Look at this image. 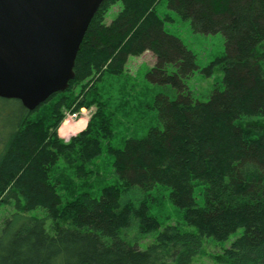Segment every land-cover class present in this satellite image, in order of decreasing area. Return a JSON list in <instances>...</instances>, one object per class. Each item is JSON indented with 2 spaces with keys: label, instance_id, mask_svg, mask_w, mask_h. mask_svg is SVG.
<instances>
[{
  "label": "trees",
  "instance_id": "trees-1",
  "mask_svg": "<svg viewBox=\"0 0 264 264\" xmlns=\"http://www.w3.org/2000/svg\"><path fill=\"white\" fill-rule=\"evenodd\" d=\"M160 1L105 0L69 88L37 110L0 98L8 123L0 131V205L15 207L0 233V264H193L205 240L224 244L232 236L216 262L264 264V0H165L195 33L225 38V54L204 72L221 67L222 86L206 102L191 95L196 56L166 31ZM116 3L121 11L106 24ZM145 52L156 59L147 78L176 98L157 95L158 126L118 149L100 86ZM92 105L86 128L60 139L64 110ZM104 151L114 184L96 196L90 183H104L97 167ZM60 158L79 182L55 175ZM164 201L175 208V223L154 214ZM38 209L45 218L27 215Z\"/></svg>",
  "mask_w": 264,
  "mask_h": 264
},
{
  "label": "rangeland",
  "instance_id": "rangeland-1",
  "mask_svg": "<svg viewBox=\"0 0 264 264\" xmlns=\"http://www.w3.org/2000/svg\"><path fill=\"white\" fill-rule=\"evenodd\" d=\"M120 3L113 4L106 12L105 23L110 24L121 11ZM156 11L162 18H168L166 22V31L179 38L184 45L196 56V66L193 76L187 80V86L195 101L206 102L216 87L222 86L223 71L221 67H214L211 75L205 73L211 64L226 52L225 38L221 33L217 34H200L195 33L189 21H183L175 12L169 9L165 0H161L157 5ZM156 59L153 53L145 52L140 56H131L125 66V70L120 77L106 76L101 84V92L104 101L107 103L108 111L113 115L114 136L110 144L118 149H122L126 140L130 138H143L147 135L151 127L158 126V111L153 108V102L157 95L167 94L171 98H176V91L170 86H161L151 82L147 78V73L155 66ZM207 69V70H206ZM206 70V71H205ZM205 72V73H204ZM79 90V89H78ZM97 111V107H84L78 111L71 109L64 110V117L59 124L57 134L60 139L69 141L71 132L77 129L84 121L86 126ZM77 113L76 117L72 115ZM7 120L0 119V131L6 128ZM79 132H77L78 134ZM68 137H63V136ZM106 143H104L105 145ZM66 161L60 158L55 165V175L61 180L65 178L75 179V175L71 168L68 167ZM113 158L104 151L98 160V171L104 178V183H90L96 188L99 195V188L106 184H114L109 181L113 173ZM89 180L96 181V178ZM108 182V183H107ZM154 214L164 223H175L178 216L175 208L168 202L164 201L160 206L155 208ZM15 213V207L10 205H0V233L6 219ZM28 216H39L45 218L46 212L38 209L27 213ZM50 221H46V228L49 230ZM195 231L193 228H188ZM239 231L238 233H240ZM235 236L224 244H217L210 240H205L202 253L194 258L193 264H219L214 259V255L220 253L223 247H228ZM152 242L148 239L147 242Z\"/></svg>",
  "mask_w": 264,
  "mask_h": 264
},
{
  "label": "water",
  "instance_id": "water-1",
  "mask_svg": "<svg viewBox=\"0 0 264 264\" xmlns=\"http://www.w3.org/2000/svg\"><path fill=\"white\" fill-rule=\"evenodd\" d=\"M105 0H0V98L30 112L64 92Z\"/></svg>",
  "mask_w": 264,
  "mask_h": 264
},
{
  "label": "crops",
  "instance_id": "crops-1",
  "mask_svg": "<svg viewBox=\"0 0 264 264\" xmlns=\"http://www.w3.org/2000/svg\"><path fill=\"white\" fill-rule=\"evenodd\" d=\"M86 121H84V123H82V125H80L77 129H75L74 131L71 132V135H76L77 132H81L82 130H84L86 128ZM63 137H68L67 135L66 136H63Z\"/></svg>",
  "mask_w": 264,
  "mask_h": 264
},
{
  "label": "built area",
  "instance_id": "built-area-1",
  "mask_svg": "<svg viewBox=\"0 0 264 264\" xmlns=\"http://www.w3.org/2000/svg\"><path fill=\"white\" fill-rule=\"evenodd\" d=\"M72 116H73V117H76V116H77V113H74Z\"/></svg>",
  "mask_w": 264,
  "mask_h": 264
}]
</instances>
